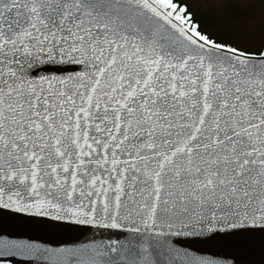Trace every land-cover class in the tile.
Listing matches in <instances>:
<instances>
[{
	"label": "snow or ice",
	"instance_id": "obj_1",
	"mask_svg": "<svg viewBox=\"0 0 264 264\" xmlns=\"http://www.w3.org/2000/svg\"><path fill=\"white\" fill-rule=\"evenodd\" d=\"M222 3L264 6L0 0V215L87 234L0 230V264H237L188 241L264 235V15L250 51L191 7Z\"/></svg>",
	"mask_w": 264,
	"mask_h": 264
},
{
	"label": "water",
	"instance_id": "obj_2",
	"mask_svg": "<svg viewBox=\"0 0 264 264\" xmlns=\"http://www.w3.org/2000/svg\"><path fill=\"white\" fill-rule=\"evenodd\" d=\"M0 230L10 233H25L44 242L59 244L84 239L87 235L72 226L51 222H38L21 216L0 215ZM188 244L207 254L234 258L237 264H264V235L215 237L192 239Z\"/></svg>",
	"mask_w": 264,
	"mask_h": 264
},
{
	"label": "rangeland",
	"instance_id": "obj_3",
	"mask_svg": "<svg viewBox=\"0 0 264 264\" xmlns=\"http://www.w3.org/2000/svg\"><path fill=\"white\" fill-rule=\"evenodd\" d=\"M192 10L197 13L198 19H212L219 20L222 18L231 19L237 18L240 22H252L255 26V39L243 46L247 47L250 51H256L260 47V27L262 22V6L259 3H222L215 5H192ZM214 9V10H213ZM208 30H213L209 28ZM223 29L218 31L213 30V34L217 35L220 39L230 40L228 36H224Z\"/></svg>",
	"mask_w": 264,
	"mask_h": 264
}]
</instances>
